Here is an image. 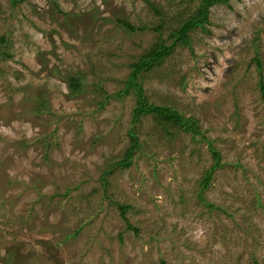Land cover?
<instances>
[{"label":"rangeland","instance_id":"374dc122","mask_svg":"<svg viewBox=\"0 0 264 264\" xmlns=\"http://www.w3.org/2000/svg\"><path fill=\"white\" fill-rule=\"evenodd\" d=\"M201 4L0 0V264H264V0L136 77L199 134L123 94Z\"/></svg>","mask_w":264,"mask_h":264},{"label":"trees","instance_id":"16d2710c","mask_svg":"<svg viewBox=\"0 0 264 264\" xmlns=\"http://www.w3.org/2000/svg\"><path fill=\"white\" fill-rule=\"evenodd\" d=\"M14 1V0H13ZM15 1H22V0H15ZM230 0H202V4L199 6L196 14L189 19L187 22H185L182 27L173 33V37L175 38L172 44L170 46H167L164 42L158 44L152 52H149L148 54L143 57L139 63L134 65V72L132 76L129 78L125 89L123 90V94H127L130 91H134L137 95L138 104L136 108L134 109V116L135 118H138L140 115H152L155 119L159 120H169L173 123L179 125L182 127L187 133L192 134H199V127L196 125V123L191 122L190 119L185 118L177 112L174 109H171L170 107H164V106H157L153 104H149L147 102V98L144 96L143 93V87L141 84L137 82V75L141 72V70L146 69L149 70L152 68L153 65L160 64L169 54L172 53L174 47L176 45H189L190 39H189V33L196 29L197 27H204L205 24L208 23L209 20V11L212 6L215 4H228ZM122 22V21H121ZM129 30L134 31L136 30L134 26L130 25L127 22H122ZM140 29H146L145 28H138ZM260 64V61H259ZM80 83L75 85V88H79ZM263 87V85H262ZM137 146L130 148L127 151L126 157L120 161L118 166H124V168L129 167L131 158L134 154V151L136 150ZM217 163L219 155L217 152H215ZM210 176V175H209ZM128 208V207H127Z\"/></svg>","mask_w":264,"mask_h":264}]
</instances>
